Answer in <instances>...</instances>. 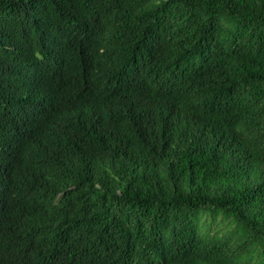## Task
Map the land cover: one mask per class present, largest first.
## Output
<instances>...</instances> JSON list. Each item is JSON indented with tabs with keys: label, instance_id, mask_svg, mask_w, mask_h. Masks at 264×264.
Masks as SVG:
<instances>
[{
	"label": "trees",
	"instance_id": "1",
	"mask_svg": "<svg viewBox=\"0 0 264 264\" xmlns=\"http://www.w3.org/2000/svg\"><path fill=\"white\" fill-rule=\"evenodd\" d=\"M0 264H264V0H0Z\"/></svg>",
	"mask_w": 264,
	"mask_h": 264
},
{
	"label": "rangeland",
	"instance_id": "2",
	"mask_svg": "<svg viewBox=\"0 0 264 264\" xmlns=\"http://www.w3.org/2000/svg\"><path fill=\"white\" fill-rule=\"evenodd\" d=\"M215 227V226H214ZM223 227V226H222Z\"/></svg>",
	"mask_w": 264,
	"mask_h": 264
}]
</instances>
